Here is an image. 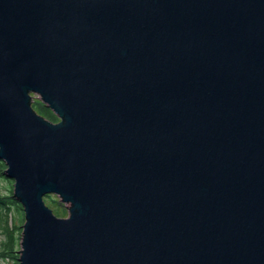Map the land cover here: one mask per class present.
I'll return each instance as SVG.
<instances>
[{"label": "water", "instance_id": "obj_1", "mask_svg": "<svg viewBox=\"0 0 264 264\" xmlns=\"http://www.w3.org/2000/svg\"><path fill=\"white\" fill-rule=\"evenodd\" d=\"M0 159L21 264H264V0H0Z\"/></svg>", "mask_w": 264, "mask_h": 264}, {"label": "trees", "instance_id": "obj_2", "mask_svg": "<svg viewBox=\"0 0 264 264\" xmlns=\"http://www.w3.org/2000/svg\"><path fill=\"white\" fill-rule=\"evenodd\" d=\"M33 106L34 108L44 115L45 117L49 118L52 121H58L59 118L52 112V110L46 106L40 99L34 98L33 101ZM7 168L6 163L4 160L0 159V184L2 179L5 178V169ZM13 189L9 188V193L4 194L1 192V185H0V219L4 220V231L6 233V240L3 242V248L1 251V254L5 255L7 254L8 256H13V254L16 252V248L18 247L19 244V236L16 234V230L21 229V226L15 225V223H10L8 222V215L11 213L12 208L15 209V207L19 208L20 210H23L22 205L20 202H18L14 197L13 194ZM45 197L51 198L50 202L55 204L57 206V210L59 212H66V207L62 208L64 205L60 199L56 196L52 195H47ZM56 212V209H54ZM24 219L21 222H23ZM13 224V225H12Z\"/></svg>", "mask_w": 264, "mask_h": 264}, {"label": "rangeland", "instance_id": "obj_3", "mask_svg": "<svg viewBox=\"0 0 264 264\" xmlns=\"http://www.w3.org/2000/svg\"><path fill=\"white\" fill-rule=\"evenodd\" d=\"M36 99H40L37 95L35 96ZM5 178L2 179L1 181V192L4 194L9 193V188L14 189V180L9 178L7 175H4ZM13 193H11L12 195ZM52 196H57L59 199L60 197L56 194H50ZM51 198L45 197L46 203L53 209H56V215L59 217H66L68 216V208L65 203H63L60 199V201L64 204L62 208L66 207V212H59L57 210V206L53 203L50 202ZM24 219L23 222H21ZM4 220L0 219V264H21L19 261V253L18 251L21 249V237H22V231H23V224L25 222V212L24 210H20L19 208L15 207L12 208L11 213L8 215V222L10 223H15L18 227L21 226V229L16 230V234L19 236V244L18 247L15 249L16 252L13 254V256H8L7 254H1L2 248H3V242L6 240V233L4 231ZM13 225V224H12Z\"/></svg>", "mask_w": 264, "mask_h": 264}]
</instances>
